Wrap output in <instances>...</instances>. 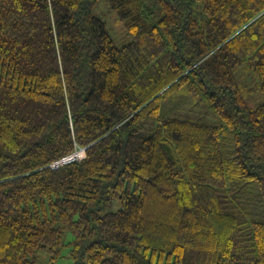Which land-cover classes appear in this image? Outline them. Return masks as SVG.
<instances>
[{"label":"trees","instance_id":"obj_1","mask_svg":"<svg viewBox=\"0 0 264 264\" xmlns=\"http://www.w3.org/2000/svg\"><path fill=\"white\" fill-rule=\"evenodd\" d=\"M67 232L72 264H264V0H0V264Z\"/></svg>","mask_w":264,"mask_h":264},{"label":"rangeland","instance_id":"obj_2","mask_svg":"<svg viewBox=\"0 0 264 264\" xmlns=\"http://www.w3.org/2000/svg\"><path fill=\"white\" fill-rule=\"evenodd\" d=\"M105 8H104V5L103 4H100L97 9H96V12L98 14H100L101 16H103L104 12H105ZM104 18V17H103ZM106 23H107V26L108 28H112V31L114 33H119L121 32V27L120 25H116L114 24V17L112 15H108L106 14ZM114 37L117 39H119V35H114ZM73 239V236L71 233H66L65 234V237H64V246L62 247L61 249V257L58 258L54 264H72V259L70 257V248L71 246L69 245V243L72 241ZM39 257H38V260H39V263L40 264H46V261L47 259L49 258V255L45 252H40L39 254Z\"/></svg>","mask_w":264,"mask_h":264},{"label":"built area","instance_id":"obj_3","mask_svg":"<svg viewBox=\"0 0 264 264\" xmlns=\"http://www.w3.org/2000/svg\"><path fill=\"white\" fill-rule=\"evenodd\" d=\"M85 156V150L84 149H77L72 154L66 156L65 158L61 159L60 161L54 163L51 165V168H56L59 165L67 164L76 160H81Z\"/></svg>","mask_w":264,"mask_h":264}]
</instances>
